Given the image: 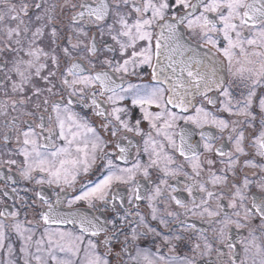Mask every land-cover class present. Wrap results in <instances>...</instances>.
<instances>
[{
  "label": "snow or ice",
  "instance_id": "6c2138e0",
  "mask_svg": "<svg viewBox=\"0 0 264 264\" xmlns=\"http://www.w3.org/2000/svg\"><path fill=\"white\" fill-rule=\"evenodd\" d=\"M0 264H264V0H0Z\"/></svg>",
  "mask_w": 264,
  "mask_h": 264
}]
</instances>
